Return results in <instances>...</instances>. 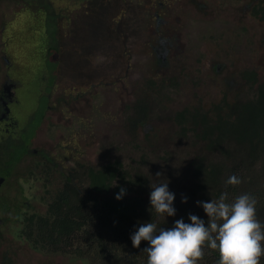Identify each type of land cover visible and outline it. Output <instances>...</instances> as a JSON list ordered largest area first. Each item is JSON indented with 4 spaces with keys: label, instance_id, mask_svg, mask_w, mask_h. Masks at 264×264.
<instances>
[{
    "label": "rangeland",
    "instance_id": "1",
    "mask_svg": "<svg viewBox=\"0 0 264 264\" xmlns=\"http://www.w3.org/2000/svg\"><path fill=\"white\" fill-rule=\"evenodd\" d=\"M21 1L0 0V75L10 59L4 50V21L15 17ZM32 1L37 4L39 0ZM254 1L261 0H108L103 12L101 0H46L63 15L62 34L72 47H63L61 57L55 54L59 70L50 93L48 65L36 76L23 59L17 60L23 73L16 93L18 103L11 106L15 137L37 119V110L40 115L49 105L46 97L50 94L53 109L44 128L38 130L32 149L47 153L50 160L44 162L59 181L64 180L63 173L81 163L92 165L119 157L129 165L141 152L133 151L124 128L125 112L135 90L139 91L137 85L144 88L145 77L155 73L158 79L177 78L179 87L174 88L175 98L169 102L175 111L194 104L210 109L225 94L232 97L243 90L241 73L246 69L256 70L264 81V25L251 17L248 5ZM160 50L164 51L160 58L163 65L157 64ZM8 70L17 80L14 68ZM68 114L77 130L71 136L66 128ZM166 116L151 122L149 139L146 133L140 134L141 141L150 146L144 153L148 150L150 156L154 151L171 153L176 149L175 141L167 138L170 127L172 136V126L164 120ZM33 131L28 129L25 137L32 139ZM187 152L184 142L177 156ZM40 161L36 155L26 156L16 166L0 193V212L21 203L22 189L26 191L37 180L27 176L36 172ZM174 166L181 178L186 168L180 160ZM25 246L15 235L10 241L0 239V264H4L3 256L8 257L7 264H77L73 256L38 254Z\"/></svg>",
    "mask_w": 264,
    "mask_h": 264
},
{
    "label": "trees",
    "instance_id": "2",
    "mask_svg": "<svg viewBox=\"0 0 264 264\" xmlns=\"http://www.w3.org/2000/svg\"><path fill=\"white\" fill-rule=\"evenodd\" d=\"M129 2L133 3V0H126ZM107 3L108 0H101L103 12ZM248 8L251 17L264 25V0L251 2ZM201 9L207 8L202 6ZM124 12L125 8L121 14ZM14 16L4 21L3 38L4 50L18 74L17 82L20 83L23 73L17 60L23 59L36 76L44 65H48L50 85L47 91L50 93L59 70L55 54L61 57L63 47H72L62 34L64 17L57 14L46 0H39L37 4L22 0ZM158 56L157 64L163 65L160 58L163 59L164 51L160 50ZM241 79L243 90L235 91L232 97L225 94L210 109L194 104L175 111L169 102L175 98L174 88L179 87L177 78L158 79L152 73L144 78V88L137 85L142 93L135 90L132 105H127L125 112L124 128L133 136V151L141 152L139 159L134 158L129 165L119 157L92 165L81 163L63 173V181L58 180L47 162L42 167L37 166L36 172L39 173L32 172L27 177L45 182L44 202L48 208L44 216L37 218L45 233L40 234L43 250L73 256L77 264H147V253L142 250L148 242L142 241L139 248H134L130 239L140 223L152 220L169 228L181 217L190 222V213L207 220L197 201L218 198L225 191L230 200L242 193L254 195L258 201L257 217L264 222V81L252 69L243 71ZM47 97L51 99V95ZM46 109L47 106L29 128L17 133L16 140L21 138L27 145L31 144ZM162 114L167 115L164 120L172 126V136L170 127L167 138L175 141L176 149L171 153L153 150L154 156H150L148 150L144 153L145 147L150 146L141 141L137 129L141 124L148 130L149 122L162 120ZM30 128L34 131L29 140L24 132ZM184 142L189 152L177 156ZM9 145V148L16 147L13 143ZM13 151L12 167L27 153L16 148ZM44 156L46 161L50 160L47 153ZM178 160L186 168L181 178L174 166ZM157 173L162 177L158 178ZM233 174L242 182L235 186L226 185V180ZM160 178H166L170 190L176 194L175 216L166 218L150 208V183H157ZM121 187L126 189V195L117 200L115 196ZM183 196L188 197L186 203L182 202ZM29 223L37 226L35 220ZM219 256L218 250L205 247L198 264H217ZM260 264H264V257Z\"/></svg>",
    "mask_w": 264,
    "mask_h": 264
},
{
    "label": "clouds",
    "instance_id": "3",
    "mask_svg": "<svg viewBox=\"0 0 264 264\" xmlns=\"http://www.w3.org/2000/svg\"><path fill=\"white\" fill-rule=\"evenodd\" d=\"M156 176L162 177L161 173ZM241 178L235 174L228 177L226 185H239ZM150 208L158 215H176V194L169 188L166 178L150 183ZM126 189L116 193L117 200L123 199ZM187 196L182 197L186 203ZM257 198L242 193L229 199L227 191L218 198L197 201L206 213L207 220L195 214L175 220L169 228L161 227L150 220L139 224L130 235L132 246L139 248L147 241L142 251L147 253V264H198L204 256V248L218 250L217 264H260L264 257V222L257 217Z\"/></svg>",
    "mask_w": 264,
    "mask_h": 264
},
{
    "label": "flooded vegetation",
    "instance_id": "4",
    "mask_svg": "<svg viewBox=\"0 0 264 264\" xmlns=\"http://www.w3.org/2000/svg\"><path fill=\"white\" fill-rule=\"evenodd\" d=\"M179 21L182 19L181 17H176ZM158 27L160 26L159 23L157 24ZM169 28L171 26L169 25ZM175 33L176 30L174 27L171 28ZM4 31V30H3ZM8 66L6 69L1 70L0 75V193L2 194V188L4 187L5 183L12 177L14 170L16 166L22 161H19L16 163L14 167H12V157L15 153L13 151L15 148L20 152L21 150H25L27 153H25L26 156H32L36 155L38 156L41 161L36 164L35 170L37 166H43L45 161L44 151L38 150L36 148L32 149V143L35 139L31 141V144L27 145L26 141L21 138L20 140H16V137L14 135V128L16 129V121L14 112L12 111L11 106L18 103V100L16 99V93L19 89L20 84L17 82L16 77L12 75V73L8 70L12 67L10 59L6 63ZM76 89V88H75ZM85 94V93H84ZM50 95V94H49ZM79 94V98H81ZM49 105H47V109L45 112V116L43 118V121L41 125L38 127L37 132L39 129L44 128L45 119L47 118L48 112H51L53 109V106L51 104L52 99H49ZM14 102V103H13ZM132 105V103H131ZM39 116L38 110L36 111L35 117L37 118ZM66 121L68 124L66 125V128L68 129V134L71 136L75 132H77L76 128L72 126V115H67ZM126 121V120H125ZM150 121V125H151ZM149 126V125H148ZM16 131V130H15ZM3 132L6 134L5 136H2ZM149 133V129L146 130L142 127V125H139V129H137V134L140 136L141 133ZM18 133V132H17ZM149 134L145 135V138L147 139ZM13 135V136H12ZM128 136L130 139H132V134L128 133ZM20 137V136H19ZM142 139V137H140ZM9 143H13L16 147L9 148ZM27 146V149L26 147ZM25 148V149H24ZM21 149V150H20ZM25 156V157H26ZM33 171L29 172L28 175H30ZM35 172V171H34ZM39 173V172H36ZM3 182V184H2ZM2 184V185H1ZM39 184L40 186H38ZM45 182L43 180H35L29 185V189L25 191V189H22V194L24 195L23 200L21 203L15 204L12 207H4L3 210L0 213H3L2 217H0V239H6L7 241H10V238H12V235L17 236V238L21 241V243H24L26 248L28 246L31 247L32 250H34L36 253L41 254L44 253L43 247H42V237L40 238V234H45L43 232V229L40 227L38 223V217L44 216V214L47 212L48 204L44 202V194H45V188H44ZM39 190V192H37ZM25 193H24V192ZM36 192V193H34ZM35 220L37 226H33L29 223V221ZM32 234L34 237L31 235ZM37 240V241H36ZM9 261L8 257L5 258L3 256V262L4 264H7Z\"/></svg>",
    "mask_w": 264,
    "mask_h": 264
}]
</instances>
